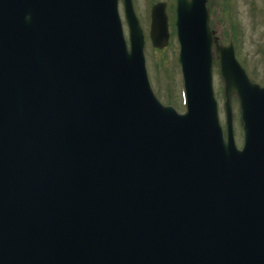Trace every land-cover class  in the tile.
Listing matches in <instances>:
<instances>
[{"label":"water","instance_id":"obj_1","mask_svg":"<svg viewBox=\"0 0 264 264\" xmlns=\"http://www.w3.org/2000/svg\"><path fill=\"white\" fill-rule=\"evenodd\" d=\"M118 2L0 0V264H264V86L207 0H176L186 111L160 103L134 2L129 44ZM149 37L169 43L163 2Z\"/></svg>","mask_w":264,"mask_h":264},{"label":"rangeland","instance_id":"obj_2","mask_svg":"<svg viewBox=\"0 0 264 264\" xmlns=\"http://www.w3.org/2000/svg\"><path fill=\"white\" fill-rule=\"evenodd\" d=\"M155 1L166 3L169 17V44L155 49L149 40L150 10ZM176 0H134V8L145 35V57L149 79L158 98L178 112L185 111L183 82L178 64L179 45L173 28ZM210 25L222 44L234 41L236 57L246 69L252 81L264 85V0H207ZM125 36L128 29L124 21L122 4L119 5ZM213 88L218 101L219 117L225 128L223 80L219 72L218 59H213ZM233 127L236 145H243V129L239 101L232 99Z\"/></svg>","mask_w":264,"mask_h":264}]
</instances>
